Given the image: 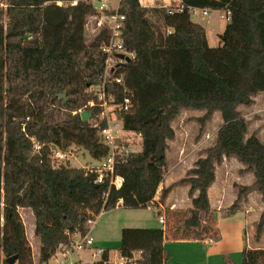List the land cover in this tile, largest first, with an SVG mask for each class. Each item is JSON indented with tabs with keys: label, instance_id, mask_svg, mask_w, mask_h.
<instances>
[{
	"label": "trees",
	"instance_id": "obj_1",
	"mask_svg": "<svg viewBox=\"0 0 264 264\" xmlns=\"http://www.w3.org/2000/svg\"><path fill=\"white\" fill-rule=\"evenodd\" d=\"M0 1V252L15 256L13 264H34L19 210H31L33 236L39 248L36 264L51 258L72 235L89 231L86 219L114 208L151 206L167 168L173 124L186 110L202 111L200 128L218 113L221 119L210 143L177 183L188 186L191 208L170 227H123L118 254L139 256L143 264H166L170 254L164 239L216 241L207 189L215 167L235 158L251 172L253 182L236 185L233 203L222 211L240 209L252 191L264 199V143L248 131L240 106L264 92V0H180L177 6L149 8L139 0H118L124 15L121 37L133 58L121 65L132 108L117 111L122 128L138 134L140 148L119 159L114 175L96 182L97 173L52 158L55 149H82L102 159L108 147L91 120L82 121L85 108L94 118L95 96L87 86L99 84L108 35L103 25L86 40V21L100 13L91 0ZM57 2H61L58 4ZM224 10L230 14L220 44L210 47L204 28L191 18L192 10ZM118 88L115 97L119 100ZM65 94L60 98L59 94ZM103 125V122H101ZM200 129V130H201ZM136 141V140H135ZM168 188H162V203ZM168 215V214H167ZM165 225V224H164ZM264 231V210L255 227L257 241ZM103 259L108 256L104 252ZM225 264H236L224 257ZM240 264H264V248L241 250Z\"/></svg>",
	"mask_w": 264,
	"mask_h": 264
},
{
	"label": "crops",
	"instance_id": "obj_2",
	"mask_svg": "<svg viewBox=\"0 0 264 264\" xmlns=\"http://www.w3.org/2000/svg\"><path fill=\"white\" fill-rule=\"evenodd\" d=\"M139 2L143 6L153 8V7H161V6H169V5L177 6L180 3V0H139ZM195 10L196 9H193L192 13ZM191 18L193 21L199 23L193 18L192 14H191ZM200 25L204 28L206 40L208 43L205 24L204 26L202 24ZM261 106L264 107V92L257 93L253 97V102L250 105L243 106L242 108H240L242 116L248 120V131L251 133H255V135L259 138V140L261 138L264 139V113H259L260 111H262ZM254 124L255 126H253ZM217 126L219 127V125ZM204 128L199 130L198 134L196 135L198 137L195 136V138L193 139L196 140V142L193 144V146L190 144L189 151L184 155H182L183 150L181 149V147L178 146L177 148L178 149L180 148V150L177 151V148H175L171 142L176 138V135L171 141L168 142L166 153L167 151H170L171 154L175 153L177 158L174 161V164L170 165V163H168L169 159L165 153L167 168L163 174L162 181L159 184L152 200L158 206V209L161 212L160 216H163V218H166L167 214L169 212L175 211V209L182 208V211L183 210L186 211L189 208H191V199L188 196V186L184 184H178L177 182L185 176L186 171L192 166L193 162L199 156H201L202 149L210 143L211 140L209 142L205 140V136L207 137L208 131H206V129ZM217 129L215 130V132L217 131ZM183 131L184 133H186L184 129ZM187 131H191V130H187ZM215 132H211L212 139L214 137ZM135 144L137 148V145L139 144V140H137V138ZM172 149H174V151H172ZM181 164H182V168H179L177 170V167ZM235 164L236 163L234 162L233 158L223 159V161L215 167V175L213 181H215L216 173L218 172L219 169H221V175L219 178L224 181V179L231 174L230 173L231 171L228 170V166H233ZM241 169L242 168H239L237 171L236 176H240V179L238 178L235 179L233 183L235 186L248 185L251 183L246 184L247 182H253L252 176H250V179L248 177L244 178L250 172H240ZM218 181L219 180H217V185L216 184L213 185V182L211 183V185L207 189V195H208L209 205L212 210V217L215 222L214 224L218 229L219 238L216 241H210L207 239L200 241L197 239L166 238L164 239V247L170 254L168 260L166 261V264H225L224 262L225 256L231 258L237 264L236 262L237 258L239 259L241 257L243 242L244 241L247 242V240L245 239V234H246V226L249 220L248 217L252 212H254V209L253 208L251 209L248 206L242 207L229 216H223L222 211L226 210V208H228L233 203V201L236 198V195L231 203H230L231 200L229 198L228 201L225 203V199H224L225 192H223V189H221L222 184L218 183ZM162 188H168V192L166 194L164 201L160 203L158 201V197ZM213 192L215 194V197L213 198V203H212L210 198ZM117 208L127 211L146 209L155 213V210L151 206L138 207V208L123 207L121 205V200L114 207L115 210ZM104 224L106 225L107 230H109L110 233L114 235L118 234V232L121 233V229L123 227H141V228L159 227L158 224H162L161 227L165 228L164 223H160L158 219L155 220L154 218H151L149 215H141L137 212H132V213L120 212L116 214V216L114 217H108L104 221ZM32 231H33V224H32ZM99 240H101L98 241L99 243H95L93 241L92 246L89 248H94V249L97 248L94 251V254L98 253L100 258L104 256V252H105L108 258L111 259L110 256L112 250L111 247H108V244H110L108 242H111V239L100 238ZM119 241H120V234H119ZM119 241L117 242V245L114 247L115 254L117 253V255H118ZM167 242L170 245L169 247L168 245H166ZM179 245H188V246H179ZM37 246L39 248V243H37ZM37 253L35 258L34 255L32 258L34 264H36L37 262Z\"/></svg>",
	"mask_w": 264,
	"mask_h": 264
},
{
	"label": "rangeland",
	"instance_id": "obj_3",
	"mask_svg": "<svg viewBox=\"0 0 264 264\" xmlns=\"http://www.w3.org/2000/svg\"><path fill=\"white\" fill-rule=\"evenodd\" d=\"M0 1L4 2V0H0ZM106 1H107L109 6L113 7L117 4L118 0H106ZM93 4L98 6L99 1L93 0ZM223 13H224L223 10H216V9L208 10L207 15H203L201 10H199V9H196L192 13L193 18L196 21H198L203 26L205 24L208 44L210 47H216L220 44L219 36L223 32L225 25L227 23L226 18L220 17V14H223ZM97 17L100 18L99 13H98V15H96V14L91 15L87 18L86 27H85L86 28V40L87 41L93 37L94 32L97 29L96 28L98 26L97 25ZM242 107L243 106H240L239 108H242ZM261 109H262V111H260L259 113H264V107L261 106ZM201 115H202V111L186 110L180 115V117L177 118V120L173 124V129L176 132V134H175L176 138L171 142L175 148H177L178 146L181 147V149L183 150L182 155H184L185 153H187L189 151L190 144L193 146V144L196 142V140H193V139L195 138V136L198 134L199 130L201 129L200 123L198 121V117H200ZM220 124H221V119H220L219 114L216 112V113H214L212 119H210L203 126V128L205 127L204 129H206V131H208L207 137L205 136V140L207 142L212 140L211 132H215V130L218 127L217 125H220ZM255 124L253 126H255ZM182 128L185 130L186 133H184ZM187 130H191V131H187ZM196 137H198V136H196ZM260 141H261V143H264V139L261 138ZM70 147H71V150L73 151V155L68 156L67 159H65L63 161V162H67L70 166L86 167L89 165H98L100 163V160L92 158L84 150L75 149V147L73 145H71ZM139 148H140V144L137 145V150ZM179 150H180V148L179 149L177 148V151H179ZM172 151H174V149H172ZM166 156L169 159L168 163H170V165L174 164V161L177 158L175 153L171 154L170 151H167ZM233 160L236 164L233 166H228V170L231 171L230 172L231 174L227 178H225L223 181L219 178L221 175V169H219L218 172L216 173V179H215V181H213V185L214 184L217 185V180H219L218 183L222 184L221 189H223V192H225V198H224L225 203L228 201V198L231 200L230 203L234 200L235 195L237 193V187L233 183H234L236 178L240 179V176H236L237 171L239 168H243V165L239 161H237L235 158H233ZM179 168H182V164L177 167V170ZM250 176L253 177V174L251 172L248 173V175L245 176L244 178L248 177L250 179ZM243 183H245V182H243ZM248 183H252V182H247L246 184H248ZM214 197H215V194L213 192L211 195V198H210L212 203H213ZM247 206L250 207L251 209L252 208L254 209V212H252L248 217L249 220H248V224L246 226L245 239L247 240V244L249 246L264 248V231H262L259 239L257 241L255 240V227H256V224L258 222L259 215H260L262 209H264V199L261 198V195L258 192L252 191L248 195L247 200L240 203V208L247 207ZM114 210H115L114 208H111L109 210L101 212L95 218V223L90 226V229L87 232V235L89 237H91L95 243H99L98 241H101V240H99L100 238L111 239V242H108V243H110V244H108V247H111V250H112L110 258L112 260H114L115 262H118V257L116 256L117 253L115 254L114 247L117 245V242L119 241V234L120 233L118 232V234H115V235L110 233V231L107 230L106 225L104 224V221L108 217H114V216H116V214H118L120 212H124V213H126V212H131V213L137 212L141 215H149L151 218H154L155 220L158 219V216L157 215L155 216L154 212H152L150 210H146V209L127 211V210H122V209L117 208L115 211ZM183 212H184V210L182 211V208L175 209V211L169 212L168 215L166 216V218H164L165 226L166 227L172 226V224L175 223V221H176L175 219L177 218V216L178 215L181 216V214ZM19 213H20L22 222L24 224L26 238H27L28 243H29L30 248H31L32 258H33V255L35 258L36 253L38 252V246H37L38 241H36L37 239H35V237L32 234V224L34 221L32 212H31V210H29L27 208H23V209L21 208L19 210ZM161 225L162 224H158L159 227H161ZM76 235L77 234L72 235V237L75 241L79 239ZM244 242H243V245H244ZM98 245H100V244H98ZM102 245H105V244H102ZM166 245H168V247L170 246L168 242ZM179 246H188V245H179ZM96 249L84 248V249H80V250H69L70 253L65 258V261L66 262H74V264H82V263H90L92 261H99L101 259L99 254L98 253L94 254V251ZM3 258H4V256L0 252V264H6L5 261L3 263V260H2ZM240 261H241V257L239 259L237 258V261H236L237 264H240Z\"/></svg>",
	"mask_w": 264,
	"mask_h": 264
},
{
	"label": "built area",
	"instance_id": "obj_4",
	"mask_svg": "<svg viewBox=\"0 0 264 264\" xmlns=\"http://www.w3.org/2000/svg\"><path fill=\"white\" fill-rule=\"evenodd\" d=\"M75 1L77 0H74V2ZM98 1V6L93 4L100 12V18L97 17L98 26L96 27L97 29L95 28L96 31L94 34L103 25H107L109 31L106 39H104L100 45V49L104 54L100 83L87 86L88 92L93 94L95 99L89 100L84 107L89 106L97 108L98 112L96 118L91 114L89 120H91L92 126L98 128L100 139L108 147V151L107 154L100 159L98 165H89L86 167L89 171H95L97 173L96 182H102L105 178H108L109 184L118 188L122 178L113 174L114 166L119 159L137 150L135 140L139 136L134 132L124 130L118 115L119 111L127 112L132 108L130 91L123 80L121 65H124L133 58V53L126 50L123 45L121 27L124 15L118 11V1L113 7H110L106 0ZM91 2H93V0H91ZM57 3L61 4V2ZM223 11L224 13L220 14V17L227 19L230 12L228 9H224ZM201 12L203 15L208 14V10H201ZM119 55H122V57H119ZM116 88H118L117 91L119 93L118 101L116 100L114 92ZM81 111L87 110L85 108L78 110L79 113ZM101 122H103V125H101ZM72 155L73 151L70 148L65 150L55 149L52 158L55 161H61ZM98 215H93L86 219L85 223L89 228L95 223V218ZM158 220L160 223H164L163 216H159ZM76 236L79 238L78 240L75 241L73 239L70 246L60 245L56 248L49 261L42 264H74V262L65 261V258L70 253L69 250L89 248L93 244L92 238L89 237L87 233L83 236L78 234ZM117 257L118 262L109 258H101L99 261L82 264H143L140 262L139 256L134 253L129 257H122L119 254Z\"/></svg>",
	"mask_w": 264,
	"mask_h": 264
},
{
	"label": "water",
	"instance_id": "obj_5",
	"mask_svg": "<svg viewBox=\"0 0 264 264\" xmlns=\"http://www.w3.org/2000/svg\"><path fill=\"white\" fill-rule=\"evenodd\" d=\"M119 57H122V55H119ZM58 96L60 98H65V94L64 93L59 94ZM79 115H80V118H81L82 121H88L91 118V113L88 112V111H81L79 113ZM14 260H15V256L7 257V258H5V263L6 264H13Z\"/></svg>",
	"mask_w": 264,
	"mask_h": 264
}]
</instances>
